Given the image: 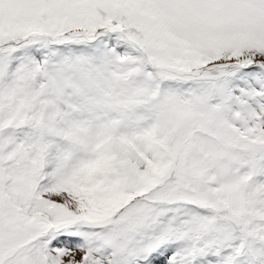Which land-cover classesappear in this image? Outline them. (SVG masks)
Masks as SVG:
<instances>
[{
  "label": "snow or ice",
  "instance_id": "obj_1",
  "mask_svg": "<svg viewBox=\"0 0 264 264\" xmlns=\"http://www.w3.org/2000/svg\"><path fill=\"white\" fill-rule=\"evenodd\" d=\"M0 264H264V0H0Z\"/></svg>",
  "mask_w": 264,
  "mask_h": 264
}]
</instances>
